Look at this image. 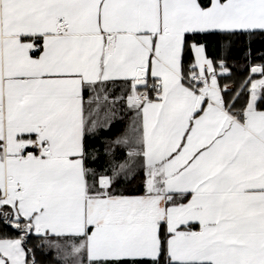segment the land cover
<instances>
[{"label":"snow or ice","instance_id":"snow-or-ice-1","mask_svg":"<svg viewBox=\"0 0 264 264\" xmlns=\"http://www.w3.org/2000/svg\"><path fill=\"white\" fill-rule=\"evenodd\" d=\"M257 38L264 0H0V264H264Z\"/></svg>","mask_w":264,"mask_h":264},{"label":"trees","instance_id":"trees-1","mask_svg":"<svg viewBox=\"0 0 264 264\" xmlns=\"http://www.w3.org/2000/svg\"><path fill=\"white\" fill-rule=\"evenodd\" d=\"M243 38H241V42L234 49L235 53V62L233 60H229V64L231 66V74L228 76H221L220 82L222 85H232L231 89L236 92H240L242 95L247 87L245 81L249 79V77H254L255 74L250 73L249 68L251 66V62H246L245 60L240 58V53L243 51L242 47ZM206 50L210 58L214 60V63L218 61V59L223 55L222 38L220 36H209L205 41ZM253 48L255 49V60L256 62H260V53L264 52V38H257L253 42ZM120 103L117 102L116 107L112 109L116 113L115 117L111 118L110 128L103 129L102 134L107 140V144L109 147L113 149L112 155H114L117 159L111 161L112 163L120 162V158L123 157L124 152L126 151V147L116 144L115 141L122 133L125 131L127 116L124 111L120 109ZM242 103V101H241ZM124 117V119H121ZM101 121H103V117H101ZM98 146H103L100 142H97ZM110 157L103 156L99 159V161L94 164L95 167H99L103 169L105 165H107L110 161ZM127 194H140L141 189L139 185H133L126 189ZM7 233L8 235H15L16 230L14 228H10L5 226L3 223H0V234ZM38 241L36 238H33V247L37 246ZM50 254L41 255L39 249H37V257L40 259L43 264H54V257L52 259L49 258Z\"/></svg>","mask_w":264,"mask_h":264},{"label":"crops","instance_id":"crops-1","mask_svg":"<svg viewBox=\"0 0 264 264\" xmlns=\"http://www.w3.org/2000/svg\"><path fill=\"white\" fill-rule=\"evenodd\" d=\"M228 89H231L232 85H227Z\"/></svg>","mask_w":264,"mask_h":264}]
</instances>
